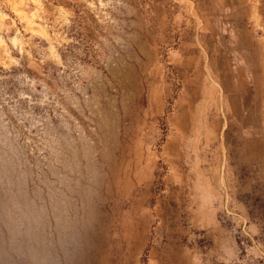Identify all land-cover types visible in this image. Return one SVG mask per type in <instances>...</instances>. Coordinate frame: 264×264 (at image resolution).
<instances>
[{
  "label": "rangeland",
  "instance_id": "1",
  "mask_svg": "<svg viewBox=\"0 0 264 264\" xmlns=\"http://www.w3.org/2000/svg\"><path fill=\"white\" fill-rule=\"evenodd\" d=\"M0 264H264V0H0Z\"/></svg>",
  "mask_w": 264,
  "mask_h": 264
}]
</instances>
